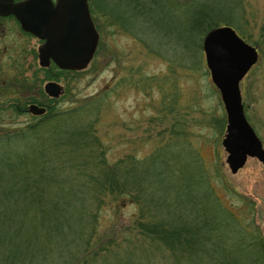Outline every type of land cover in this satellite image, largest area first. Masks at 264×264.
<instances>
[{"label":"trees","instance_id":"obj_1","mask_svg":"<svg viewBox=\"0 0 264 264\" xmlns=\"http://www.w3.org/2000/svg\"><path fill=\"white\" fill-rule=\"evenodd\" d=\"M238 2L94 0L93 6L106 27L141 33L161 48L169 45L181 67L188 60L195 68L201 41L220 24V10L236 16ZM100 100L102 96L88 98L63 111L49 108L47 118L0 129V264H50L52 246L65 241L78 246L71 264H156L157 253L162 258L168 250L178 254H169L176 264H241L250 253L256 259L249 264H257L261 250L254 249L244 228L205 186L193 154L187 153L188 166L179 158L172 173L165 152L140 170L129 160L106 159L90 126H80L81 119L92 121ZM89 140L99 149L86 154ZM68 169L73 170L71 177L66 176ZM87 196L98 201L95 206L86 203ZM107 197H115L116 204L104 203ZM126 201L138 210L129 226L117 222ZM146 212L149 220L144 222ZM135 232L142 245L119 259ZM136 253L139 257L133 261Z\"/></svg>","mask_w":264,"mask_h":264},{"label":"rangeland","instance_id":"obj_2","mask_svg":"<svg viewBox=\"0 0 264 264\" xmlns=\"http://www.w3.org/2000/svg\"><path fill=\"white\" fill-rule=\"evenodd\" d=\"M86 3L92 23L99 26V42L95 46L93 60L79 73L61 74L52 70L53 78L45 76L34 58V87L30 96L37 98L47 81L64 86V94L55 98L56 101L46 93L51 98L50 111L67 110L88 98L102 96L103 100L95 106L92 121L88 123L90 119H81L80 126L88 124L89 130H93L92 138L95 137L101 144L99 149L89 140L86 154L99 149L110 163L129 160L134 169L140 170L158 153L165 152L172 173L179 158L182 164L188 166L187 153L193 154L197 159L195 169L202 173L205 186L220 202V206L226 208L235 224L244 228L247 241L252 242L256 251L261 250L257 264H264V164L257 159H248L237 173L232 174L228 168L227 154L221 145L227 124L226 113L219 91L212 84L205 66L202 43L200 51H197L195 68L187 63L188 60H184L181 67L175 49L169 45L161 48L155 44V40L150 41L141 33L134 36L116 27H106L93 6L94 0H86ZM234 8L237 17L227 16L229 9L223 8L224 13L220 10V16L216 17L220 20L217 27H232L242 40L258 51V62L242 80L240 88L243 112L264 147V0H239ZM2 62V79L10 81L14 68L11 62ZM1 105L5 106L6 103L2 100ZM7 118L8 112L1 108L0 129L21 128L29 120L25 115L9 121ZM70 146L76 150L74 145ZM67 151L70 152L71 148H66ZM72 171L68 169L66 176L71 177ZM92 187L94 189V183ZM97 202L87 196L86 203L95 206ZM103 202L116 204V198L107 197ZM136 212L137 207L126 201L118 224L129 226ZM111 214L109 212L107 217L110 218ZM150 214L158 217L154 212ZM148 220L146 212L143 221ZM102 225L107 226L104 222ZM136 234H132V244L122 248L119 259L124 258V252L142 245V240L136 238ZM95 242L94 250L97 248ZM76 244L65 241L52 246L53 261L50 260V264H71L76 251L74 246L78 247ZM64 250L70 251L71 255L68 256ZM164 253L162 258L157 253L154 263L159 264L160 260L161 264H176L169 256L174 253L169 250ZM138 257L136 253L132 260ZM254 259V253H250L244 255L240 263L249 264Z\"/></svg>","mask_w":264,"mask_h":264},{"label":"flooded vegetation","instance_id":"obj_3","mask_svg":"<svg viewBox=\"0 0 264 264\" xmlns=\"http://www.w3.org/2000/svg\"><path fill=\"white\" fill-rule=\"evenodd\" d=\"M87 11L88 18L87 13L83 14L82 0H0V109L8 112L7 121L25 115L29 117L24 123L27 126L33 119L49 116L51 98L45 87L37 98L30 96L34 87V58L47 77L52 70L67 74L85 68L79 69L88 54L94 30L97 32L88 5ZM28 23L39 30L30 31ZM71 44L74 49L70 51ZM2 61L11 62L14 68L10 81L2 79ZM59 86L64 94V86ZM2 100L5 106L1 105ZM32 106L44 112L36 115L30 112Z\"/></svg>","mask_w":264,"mask_h":264},{"label":"water","instance_id":"obj_4","mask_svg":"<svg viewBox=\"0 0 264 264\" xmlns=\"http://www.w3.org/2000/svg\"><path fill=\"white\" fill-rule=\"evenodd\" d=\"M82 10L88 18L86 0H82ZM26 26L35 33L39 30L29 23ZM97 43L98 35L94 30L88 54L79 69L87 66ZM69 49H74L72 44ZM202 51L210 80L219 91L226 113L227 125L221 145L227 154L228 168L232 174L237 173L248 159H257L264 164V147L245 117L240 89L241 80L258 61L256 48L242 40L232 27L221 26L204 36ZM44 91L54 99L62 94L61 87L55 83H47ZM30 112L39 115L44 110L32 106Z\"/></svg>","mask_w":264,"mask_h":264}]
</instances>
